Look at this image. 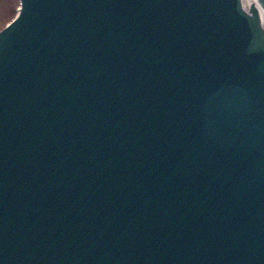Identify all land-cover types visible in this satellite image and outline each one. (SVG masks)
<instances>
[{
    "label": "water",
    "instance_id": "obj_1",
    "mask_svg": "<svg viewBox=\"0 0 264 264\" xmlns=\"http://www.w3.org/2000/svg\"><path fill=\"white\" fill-rule=\"evenodd\" d=\"M21 1L0 264H264V0Z\"/></svg>",
    "mask_w": 264,
    "mask_h": 264
},
{
    "label": "rangeland",
    "instance_id": "obj_2",
    "mask_svg": "<svg viewBox=\"0 0 264 264\" xmlns=\"http://www.w3.org/2000/svg\"><path fill=\"white\" fill-rule=\"evenodd\" d=\"M20 0H0V30L17 14Z\"/></svg>",
    "mask_w": 264,
    "mask_h": 264
},
{
    "label": "bare ground",
    "instance_id": "obj_3",
    "mask_svg": "<svg viewBox=\"0 0 264 264\" xmlns=\"http://www.w3.org/2000/svg\"><path fill=\"white\" fill-rule=\"evenodd\" d=\"M243 8L248 11L251 6H255L253 0H242Z\"/></svg>",
    "mask_w": 264,
    "mask_h": 264
}]
</instances>
